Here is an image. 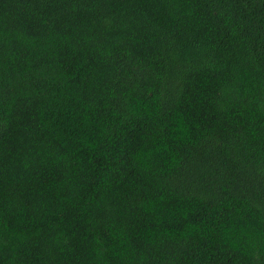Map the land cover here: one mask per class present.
Here are the masks:
<instances>
[{
  "label": "trees",
  "instance_id": "obj_1",
  "mask_svg": "<svg viewBox=\"0 0 264 264\" xmlns=\"http://www.w3.org/2000/svg\"><path fill=\"white\" fill-rule=\"evenodd\" d=\"M0 264H264V0H0Z\"/></svg>",
  "mask_w": 264,
  "mask_h": 264
}]
</instances>
